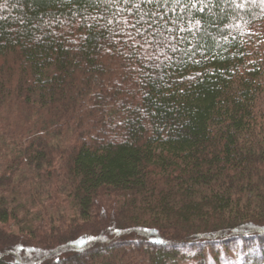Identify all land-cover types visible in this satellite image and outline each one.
Returning a JSON list of instances; mask_svg holds the SVG:
<instances>
[{
    "label": "trees",
    "instance_id": "16d2710c",
    "mask_svg": "<svg viewBox=\"0 0 264 264\" xmlns=\"http://www.w3.org/2000/svg\"><path fill=\"white\" fill-rule=\"evenodd\" d=\"M0 264H264V0H0Z\"/></svg>",
    "mask_w": 264,
    "mask_h": 264
},
{
    "label": "snow or ice",
    "instance_id": "6c2138e0",
    "mask_svg": "<svg viewBox=\"0 0 264 264\" xmlns=\"http://www.w3.org/2000/svg\"><path fill=\"white\" fill-rule=\"evenodd\" d=\"M177 2H178V0H177Z\"/></svg>",
    "mask_w": 264,
    "mask_h": 264
}]
</instances>
